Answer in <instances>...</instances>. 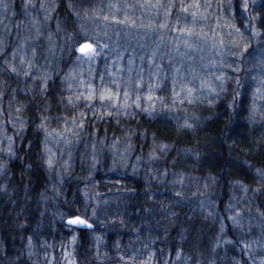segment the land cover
Instances as JSON below:
<instances>
[{"label":"trees","instance_id":"1","mask_svg":"<svg viewBox=\"0 0 264 264\" xmlns=\"http://www.w3.org/2000/svg\"><path fill=\"white\" fill-rule=\"evenodd\" d=\"M259 170L264 0H0V264H264Z\"/></svg>","mask_w":264,"mask_h":264},{"label":"rangeland","instance_id":"2","mask_svg":"<svg viewBox=\"0 0 264 264\" xmlns=\"http://www.w3.org/2000/svg\"><path fill=\"white\" fill-rule=\"evenodd\" d=\"M36 22H35V24ZM35 26H33L34 28ZM41 35L40 32H38L37 30H35L33 32V35L31 36L30 40H35L37 39L39 36ZM40 38H43V40L41 41L42 44L40 45V49H58V47L56 46V48H52L51 47V42L54 40L53 39V36H49L48 38L45 36V35H41ZM73 39L74 37H72V34H69V33H66V36L64 39L61 40V43H63V47L62 49H67V51L69 49H77L79 44L78 45H74L73 44ZM32 45L37 48L39 46H36V42H32ZM57 45V44H55ZM121 50H124V49H121ZM141 51H148V49H140ZM159 49H151L150 51L152 52H157ZM105 51V65H107V69L109 70V73H111L113 75L114 72H117L118 69H120V63H123L125 66L131 68L135 65V62H136V57H134L135 55L133 54V51H131V53L126 57V54L124 56V54L122 55H111L109 56V52H108V49H95V52L97 53V55H95L93 58L89 59L88 55H84L86 57V59H88L89 61H97L98 58L100 57V55ZM149 51V52H150ZM148 52V53H149ZM108 56V57H107ZM147 56V55H146ZM141 59L142 56H140ZM120 62V63H119ZM90 64H88L89 66ZM118 68V69H117ZM115 74V73H114ZM111 82H114V78ZM139 82H141V80H139ZM97 86L99 87V84H97ZM106 89H109L111 91L112 87L111 86H108ZM259 103H262L261 99L259 100Z\"/></svg>","mask_w":264,"mask_h":264},{"label":"snow or ice","instance_id":"3","mask_svg":"<svg viewBox=\"0 0 264 264\" xmlns=\"http://www.w3.org/2000/svg\"><path fill=\"white\" fill-rule=\"evenodd\" d=\"M71 6H72V5L69 4V7H71ZM248 6H249V5H248L246 2H243V3L241 4V7L244 8L245 10L248 8ZM228 7H229V9H231V7H232L231 3H229ZM184 11H187V8H185ZM256 18H257V17H255V16H249V20H250V21H251V20H254V19H256ZM105 19H107V18H105ZM193 19L195 20V13H193ZM162 26H163V25H162ZM236 32H237V34H239V35H241V36L243 35V34L240 32V29H239V28L236 29ZM233 43L236 44L235 41H233ZM237 46H238V45H237ZM79 51L82 52V53H86V54L88 55L89 59H91V58H93L95 55H97V53L95 52V49L93 48V46H92L91 44H83V45H81V47L79 48ZM243 51H247V45L244 46ZM242 54H243V53H241V55H242ZM30 66H31V65H29V67H30ZM11 71H13V72H17L16 67H15V66H12V67H11ZM177 71H179V69H177ZM17 74H18V73H17ZM24 74H25V75H28L29 73H28V72H25ZM156 86L159 87V85H156ZM89 88H91L90 85H89ZM151 88H152V86L150 85V86H149V90H150V91H151ZM188 93H189V95H191V93H192V89L189 88V89H188ZM81 95H83V94H81ZM125 96H127V93H125ZM79 98H80V96H77V99H79ZM84 98H85L86 100H88V101H92V100L95 98V90H94V89L91 90V91L88 93V95L85 96ZM99 99H100L101 101L118 99V93H117V94H114V93H112L109 89H104L103 91L100 92V94H99ZM137 99H139V97H137ZM148 99L151 100L152 97L149 96ZM68 102H69V103H72V99H71V97H69ZM137 107H139L138 104H137ZM81 115H83V114H81ZM108 115H111V113H108ZM187 126L190 127V125H187ZM38 128H39V129H44V128H45L44 123L39 124V125H38ZM161 147L163 148V147H166V146H163V145H162ZM48 163H49V165H51V160H49ZM259 171H260V175H261L262 177H264V170H259ZM257 191H259V189H257ZM176 195L179 196L180 193L177 192ZM231 219L233 220L234 223H237V224L239 223V221L236 219V217H231ZM68 224H69V225H74V224H75V225H87L89 228L92 227V225L89 224L88 221H87L86 219H82L79 215L75 216L74 219H69V220H68ZM73 240H75V237H73ZM244 246H245V248L248 247L247 244H245ZM237 264H239V262H237Z\"/></svg>","mask_w":264,"mask_h":264},{"label":"water","instance_id":"4","mask_svg":"<svg viewBox=\"0 0 264 264\" xmlns=\"http://www.w3.org/2000/svg\"><path fill=\"white\" fill-rule=\"evenodd\" d=\"M83 44H91L92 46H93V48H94V44L93 43H91V42H89V41H84V42H82L79 46H78V48H77V52L79 53V54H81V55H86V53H82V52H80L79 51V48L81 47V45H83ZM77 216V215H76ZM80 216V215H79ZM82 219H86V218H84V217H82V216H80ZM75 218V216H73V217H70L69 219H74ZM68 219V220H69ZM87 221H88V223L89 224H91L92 225V227L94 226L93 225V223L89 220V219H86ZM68 222V221H67ZM73 226H77V227H81V228H89L87 225H73ZM91 227V228H92Z\"/></svg>","mask_w":264,"mask_h":264}]
</instances>
